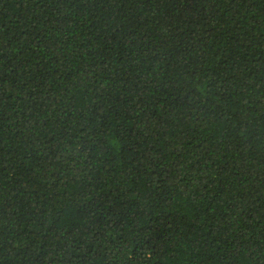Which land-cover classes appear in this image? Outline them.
<instances>
[{
    "label": "trees",
    "instance_id": "trees-1",
    "mask_svg": "<svg viewBox=\"0 0 264 264\" xmlns=\"http://www.w3.org/2000/svg\"><path fill=\"white\" fill-rule=\"evenodd\" d=\"M0 264H264V0H0Z\"/></svg>",
    "mask_w": 264,
    "mask_h": 264
}]
</instances>
